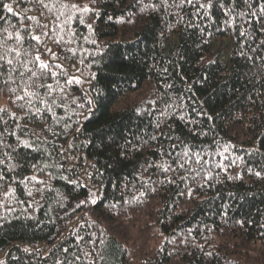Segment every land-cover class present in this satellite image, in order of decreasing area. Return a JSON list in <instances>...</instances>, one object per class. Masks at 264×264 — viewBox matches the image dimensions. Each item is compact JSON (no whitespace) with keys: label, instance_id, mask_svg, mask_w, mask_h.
Returning <instances> with one entry per match:
<instances>
[{"label":"trees","instance_id":"obj_1","mask_svg":"<svg viewBox=\"0 0 264 264\" xmlns=\"http://www.w3.org/2000/svg\"><path fill=\"white\" fill-rule=\"evenodd\" d=\"M64 2L95 11L57 30L76 33L64 63L82 74L47 81L59 124L25 117L41 106L18 61L36 53L4 32L25 34L40 9L0 6V55L23 53L0 75V264H264V0ZM17 124L52 132L17 149L8 133L31 139Z\"/></svg>","mask_w":264,"mask_h":264},{"label":"snow or ice","instance_id":"obj_2","mask_svg":"<svg viewBox=\"0 0 264 264\" xmlns=\"http://www.w3.org/2000/svg\"><path fill=\"white\" fill-rule=\"evenodd\" d=\"M31 3H33L34 6L38 7L40 9L39 15H31V16H25L26 19L33 21L35 26H26L25 27V34H22L20 31L13 32H7V29H4V32L7 33V40H15L18 45H23L24 43H28L31 48L35 50L34 58L30 62H25L24 60L18 61L21 63L25 71H27L30 76L29 79L31 81V86L34 87L35 91H29L28 88H25V95H27L30 98H35V100L39 103L41 107H35L34 112H26L25 117L31 119L32 116L37 117L41 121L48 119L49 116L53 120H55L56 124L60 123V120L56 118L55 112L53 111V105L56 104V101L54 99L49 100L48 98L52 97L53 94L56 92V88L53 87L52 84L47 83L48 80L52 79L55 80L57 83V86H59V80L61 78L64 79L65 85H71V84H80L82 82L81 76L75 75V73H79L80 69L77 66L76 63L71 64H65L64 60L67 58L69 60L72 59L77 53V49L73 47H69V45L72 44L73 38L76 37L75 32L68 33L70 38L68 40H65L64 36L59 35L57 33V30L59 29V32H64L65 29L62 26V24H67L68 21H70L73 16H75L77 13H80L81 15L77 17L79 19V22L81 24L85 23L84 19L82 18L83 15H86L90 12H94L95 10L92 9L88 5H78L76 3H66L64 0H30ZM94 3L95 0H92ZM187 2L191 4L193 0H181V3ZM243 2L251 8L252 5L248 3V0H243ZM0 6L4 10H6L8 13L13 14L14 16H19L20 13L16 12L13 8L12 4L9 3H3V0H0ZM59 6V7H58ZM201 8L206 7L204 4L200 5ZM207 7H212V0H208ZM29 10L25 9L24 12L27 13ZM98 14V13H97ZM258 13L256 11L251 12V16L257 17ZM259 17L264 18V6L259 7ZM61 18H64L63 21ZM6 17L0 16V21H6ZM61 22V23H58ZM87 27L92 28L91 24H88ZM261 31L264 32V28H261ZM242 36L245 35L244 32L240 33ZM51 40L52 43H54L58 48H61L64 51H67L68 53H71V56L65 57L64 55H58L57 52L49 46L48 41ZM35 41V44L33 45L31 42ZM261 44H264V41L261 42ZM43 53L48 54V61H44L41 56ZM8 54H12L14 57H21L23 53L18 50V48H10L6 50L5 54L0 55V75L4 74V70L6 66H12L14 61L11 58H7ZM29 63L32 65L29 67ZM79 63H84L83 60H80ZM35 68V70H33ZM12 71H16V69H12ZM21 76H23V73H21ZM35 78V79H32ZM11 79V77H9ZM39 82V83H37ZM5 84L8 83V81H4ZM39 89H43L44 92L41 94ZM14 91V90H12ZM60 92H64V88L59 89ZM48 97V98H46ZM17 99H24V96H19ZM91 103V101H89ZM28 106L31 109L34 107L32 99L28 100ZM23 107V106H22ZM81 108L84 107V105H80ZM0 111H5L4 109H0ZM82 115H87V113H82ZM0 121H2V118H0ZM16 127L20 130L21 133H23L25 136L28 135V133H31V139H22L20 135H17L16 131L14 130L11 133H8V135L15 136L17 141V149L24 148V149H33V150H39V148H34V144H40L45 143L47 141V137L43 134L44 132H52L51 127L46 126L44 129L37 130V129H28V132H24V129L28 126L17 124ZM69 125H65V131ZM77 132L80 131V129L76 130ZM7 133V129L4 130V132H0V137H3ZM152 140H155L156 137H151ZM3 143V140H0V144ZM147 143V142H145ZM11 147V145H9ZM72 145L69 144V148H71ZM173 148H175V145H172ZM62 152L65 153L67 150L61 149ZM7 156V153L5 154ZM185 156L188 155L187 152L184 153ZM63 158V157H62ZM79 158V157H77ZM199 162V161H198ZM4 160L0 159V164H3ZM62 167V165H59ZM181 168L184 167L183 164L179 165ZM16 165H11V168H15ZM32 167H36V165H33ZM93 168H95V165H92ZM165 171L168 169L165 168ZM93 175H99V173H88L89 178H91ZM256 175H260V173H256ZM5 179L2 172H0V180ZM28 180H36L35 176L32 177H25L21 183H25ZM71 183L76 184V181H70ZM77 186H80L77 184ZM96 192H99V188L96 189ZM29 195L31 193L29 192ZM90 197L93 195L90 191L89 193ZM88 201H81L80 204L87 203ZM92 203H95V199L91 200ZM79 206V205H78ZM79 239H83V237H80ZM91 242V241H90ZM94 243V242H93ZM27 250V249H26ZM64 252L67 253L68 249L65 248ZM88 255V254H85ZM75 259H80L79 256H76Z\"/></svg>","mask_w":264,"mask_h":264}]
</instances>
